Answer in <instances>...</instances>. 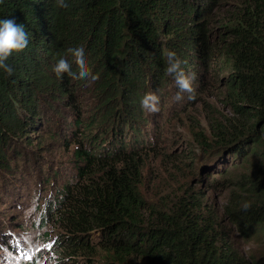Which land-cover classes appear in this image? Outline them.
<instances>
[{"label":"trees","instance_id":"16d2710c","mask_svg":"<svg viewBox=\"0 0 264 264\" xmlns=\"http://www.w3.org/2000/svg\"><path fill=\"white\" fill-rule=\"evenodd\" d=\"M9 18L23 25L28 45L7 59L11 75L0 68V189L18 194L24 174L44 184L37 220L20 229L41 231L55 264H254L200 189L155 191L145 169L166 139L164 107L179 103L181 111L189 94L175 99L166 72L173 51L193 77L189 107L201 99L195 88L217 81L232 114L193 128L192 174L209 187V174L245 165V195L233 194L227 213L240 215L241 228L264 229V0H0V20ZM76 48L89 77H57L62 58L78 73L68 51ZM222 67V75L211 73ZM148 93L159 97L158 113L141 107ZM52 141L69 155L61 165L39 152ZM4 199L0 193V206ZM5 226L0 217L4 239Z\"/></svg>","mask_w":264,"mask_h":264},{"label":"rangeland","instance_id":"374dc122","mask_svg":"<svg viewBox=\"0 0 264 264\" xmlns=\"http://www.w3.org/2000/svg\"><path fill=\"white\" fill-rule=\"evenodd\" d=\"M217 66H215V69H217ZM227 70L228 68L222 67L217 72L213 71L211 73L222 75ZM215 83L209 84L204 92L201 91V88H195L201 99L193 107H189V94H186L187 99L181 111H179V103L171 102L167 105V109L164 107L159 120L162 124V134L166 135V139H164L165 142L158 148L156 155L149 160L145 172L150 175V180L156 178L158 187L155 191L164 189L166 186L177 189L183 183L186 186L188 184L190 187H194L195 191L200 189L204 200H207L209 204L216 207L224 232L228 235L232 245L251 258L254 264H264V229H262V225L241 228V224L236 221H241L240 215L233 216L227 213V210L231 206V196L233 194L245 195L239 182L242 175L248 171L245 165L236 163L227 164L225 166L226 171L209 174L210 178L207 179L209 180L208 184H213L209 187H206V183H203V181H199V175H196L197 177L195 178L194 174H192V165L194 163L196 165L197 161H190L193 151H189V146L197 144L194 141V132L198 131V129L194 130L193 128L201 126L199 130L208 129L207 118L209 115L218 117L232 115L222 101L224 89L220 83L217 81ZM173 106L176 108L177 114L175 116L177 117L173 116ZM183 110L185 111L182 112ZM170 116H173V118L167 121ZM68 117L69 113L60 118L65 120ZM199 124L201 125L199 126ZM86 134H88V131H86ZM42 148L44 150L39 152L44 151V153H47L55 165H61L69 158L68 154L60 151V147L56 143L53 144V141ZM29 163L32 164L31 160ZM36 168L35 165L31 166V170L37 175L39 168ZM45 169L43 171L46 173ZM215 179H224L226 185L224 187L221 184L215 186L213 183ZM24 184L25 186L20 189L18 194L10 190H4V192L0 189L1 195L4 194L5 196L3 202H7L0 206V217L6 224L4 232L7 234V242L15 248L14 251L8 248L6 239L2 237L0 231V247H2L0 248V264H22L24 261H28V259H33L34 257H36L37 264H53V258L51 257L53 255L48 254L50 252V245L42 242V239H40L39 234L41 231L32 230L31 228L28 230L20 229L22 223L29 227L32 221L37 220V206L41 198L40 188L44 189L43 183L40 185L37 182L30 181L27 174H24ZM50 193L51 190L48 188L46 190L47 197ZM31 196L34 197L32 198ZM237 198L238 200L242 199L241 196ZM13 208H18L14 209L13 218H10L11 215L6 216L10 214ZM5 216L7 218L6 221L3 218ZM44 253L46 256L37 260L38 255Z\"/></svg>","mask_w":264,"mask_h":264},{"label":"clouds","instance_id":"9594fccd","mask_svg":"<svg viewBox=\"0 0 264 264\" xmlns=\"http://www.w3.org/2000/svg\"><path fill=\"white\" fill-rule=\"evenodd\" d=\"M27 45L28 35L22 24L18 23L15 18L0 20V68H3L11 75L13 69L6 63L7 59L14 52L18 53L24 50ZM68 51L74 57L79 71L78 73L72 72L69 62L62 58L53 68L56 76L61 77L64 73H67L73 79H87L90 72L84 60V49L76 48L68 49ZM166 72L174 76V83L179 89L175 96L176 100H181L182 93L184 92L190 94V99L194 98L192 95L194 93L192 86L193 77H189L184 73L181 68V61L176 57V53L173 51L167 53ZM141 107L148 112L158 113L160 111L159 97L152 93L145 94L141 99ZM242 207L246 211L250 207V204L245 202ZM53 264H55V260H53Z\"/></svg>","mask_w":264,"mask_h":264}]
</instances>
